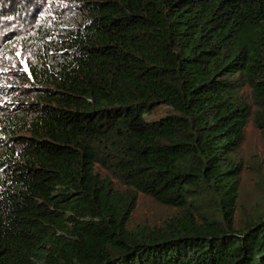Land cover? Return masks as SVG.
I'll return each instance as SVG.
<instances>
[{"label":"trees","instance_id":"trees-1","mask_svg":"<svg viewBox=\"0 0 264 264\" xmlns=\"http://www.w3.org/2000/svg\"><path fill=\"white\" fill-rule=\"evenodd\" d=\"M6 1L43 16L44 50L11 93L32 102L0 101V264H264L240 161L264 136V0H57L77 13L61 38L54 0ZM140 196L173 214L133 223Z\"/></svg>","mask_w":264,"mask_h":264},{"label":"rangeland","instance_id":"rangeland-1","mask_svg":"<svg viewBox=\"0 0 264 264\" xmlns=\"http://www.w3.org/2000/svg\"><path fill=\"white\" fill-rule=\"evenodd\" d=\"M0 3H5L6 0H0ZM51 5V9H57L58 14L55 18H52V23L49 25V18L51 12L48 9ZM5 8V7H4ZM39 8L38 10H40ZM45 10V9H44ZM4 16H0V101H4L6 109L14 108L15 113L24 111V107L28 106L32 102V98L23 97L21 95L15 96L11 94L14 87L23 85V82L28 78V67L33 61H37L35 56L43 52V48L37 50L31 48L29 43V35L32 31L37 29L39 19H44L42 15H39L31 21L29 18L24 21H14V15L12 12L6 10ZM49 11V12H48ZM47 21L40 23L41 26L46 29L56 30L53 33L54 38H61V34L66 26H69L76 18L77 13L73 5L66 4L63 1H50L47 5ZM58 25L60 28H57ZM5 29L19 32L21 40L6 46L7 41L4 39V34L1 31ZM28 37V38H27ZM27 38V39H26ZM26 39V40H25ZM55 44L54 40H51L50 44ZM48 45V42H47ZM37 55V56H38ZM36 56V57H37ZM35 59V60H34ZM26 102L27 104H24ZM166 114L164 108L156 109L148 114V120L159 118ZM145 116V118H147ZM29 119V118H28ZM11 131V130H10ZM9 131V132H10ZM26 133V131H23ZM16 135H25L20 131ZM14 135L8 134L7 143H13L11 138ZM240 161L244 164V172H242L241 180V207L242 209L249 210V206H253L258 202V197L264 192L261 188V183L264 181V136L250 127L247 132L245 142L241 147ZM262 189V190H261ZM173 211L158 205L153 199L145 196H140L136 210L133 215V223L136 222H148L155 224L156 221H163L168 218Z\"/></svg>","mask_w":264,"mask_h":264},{"label":"bare ground","instance_id":"bare-ground-1","mask_svg":"<svg viewBox=\"0 0 264 264\" xmlns=\"http://www.w3.org/2000/svg\"><path fill=\"white\" fill-rule=\"evenodd\" d=\"M100 66V65H99ZM102 70V69H101ZM46 200V199H45ZM33 218V217H32ZM58 225V224H57Z\"/></svg>","mask_w":264,"mask_h":264}]
</instances>
